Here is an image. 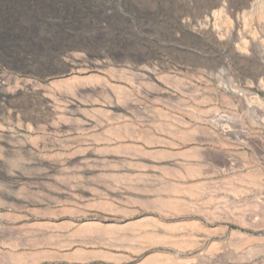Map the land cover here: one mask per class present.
I'll return each mask as SVG.
<instances>
[{"label": "rangeland", "instance_id": "1", "mask_svg": "<svg viewBox=\"0 0 264 264\" xmlns=\"http://www.w3.org/2000/svg\"><path fill=\"white\" fill-rule=\"evenodd\" d=\"M259 249L264 0H0V264Z\"/></svg>", "mask_w": 264, "mask_h": 264}, {"label": "bare ground", "instance_id": "2", "mask_svg": "<svg viewBox=\"0 0 264 264\" xmlns=\"http://www.w3.org/2000/svg\"><path fill=\"white\" fill-rule=\"evenodd\" d=\"M238 244V243H237ZM255 247V246H254ZM259 248V246H258ZM251 249V248H250ZM263 249V248H262ZM245 250V249H244ZM202 252V251H201ZM248 252V251H246ZM257 253V252H256ZM255 253V254H256ZM210 255V254H209ZM212 255V254H211ZM198 256V255H197ZM205 256V255H204ZM208 256V255H207ZM245 258V257H244ZM232 261V260H231ZM240 261V260H239ZM257 262H259V264H264V250L259 249L258 253L256 255H254V253L252 252V254H250V252L247 254L246 258L244 259L243 264H256Z\"/></svg>", "mask_w": 264, "mask_h": 264}]
</instances>
